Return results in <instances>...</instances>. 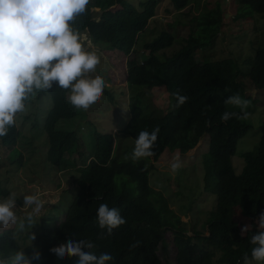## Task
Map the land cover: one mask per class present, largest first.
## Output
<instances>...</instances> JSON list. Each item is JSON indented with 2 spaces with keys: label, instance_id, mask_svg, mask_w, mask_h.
<instances>
[{
  "label": "trees",
  "instance_id": "obj_1",
  "mask_svg": "<svg viewBox=\"0 0 264 264\" xmlns=\"http://www.w3.org/2000/svg\"><path fill=\"white\" fill-rule=\"evenodd\" d=\"M166 1L172 13H182L201 0ZM235 3L236 20L255 14L264 19V0H235ZM159 4L160 0H145L136 7L131 0H90L85 13L70 22L81 36L86 34L94 47L99 45V50L112 55V67L107 73L126 81L129 104L121 117L103 110V99L109 108L117 102L111 91L112 79L101 67L98 72L106 87L101 100L88 111L72 106L67 99L70 91L55 85L51 90H34L30 94L25 110L18 113L21 127L15 117L16 123L8 135L0 137V146L10 150L11 163L20 168L23 156L18 143L26 140L28 134L30 137L39 134L38 138L46 135L42 152L45 163L57 179H66L62 192L66 200L61 195L59 203L50 208L62 205L58 225L46 228L41 224L29 247L25 245L31 241L32 231L16 236L13 230H0V259L19 250L30 256L33 248H37L42 258L33 264H76V258L61 260L49 250L70 239H85L96 245L89 250L93 254L108 253L113 257L109 264H243L245 255L257 263L251 259L255 245L250 240L259 230L256 218L264 213V122L259 127L258 145L241 155L244 165L237 174L233 158L238 143L253 125L248 118L233 117L224 122L221 115L226 111L243 115L239 107L225 103L236 94L249 101L245 111L252 114L258 99L251 96L250 90L264 92V47L258 46L253 56L249 55L243 62L208 55L223 26L224 12L217 4L215 9L205 10L195 19L196 31L183 39V45L176 52L168 54L177 38L173 32L166 31L139 48L140 36L157 15ZM115 58L129 67L122 78L119 72L114 73ZM155 89L163 90L168 96L167 111L149 109L145 91ZM176 93L187 96L188 101L177 106ZM45 114L46 118L41 121L40 117ZM105 118L116 122L112 131L104 128ZM117 122L124 124L120 127ZM27 126L32 129L25 131ZM157 127L155 155L134 161L132 155L138 134L151 133ZM203 140L208 145L207 151L199 155L201 191L182 184L183 170L176 184L168 176L167 180L163 179L162 173V182L158 181L161 177L156 173V164L163 156L167 153L185 156ZM153 182L157 186L170 182L175 188L173 195L185 200V204L188 200L187 204L195 205L196 195L203 198L212 195L214 206L207 210L206 220L189 232V223L170 208L166 190L162 185L157 190ZM10 196L9 189L0 186V202ZM101 203L117 208L126 220L113 229L111 236L97 221ZM48 210L41 217L42 223L48 218ZM189 210L192 212V206ZM246 224L249 230L241 236ZM19 241L25 242L24 247ZM136 241L140 242L139 246L130 249Z\"/></svg>",
  "mask_w": 264,
  "mask_h": 264
},
{
  "label": "clouds",
  "instance_id": "obj_2",
  "mask_svg": "<svg viewBox=\"0 0 264 264\" xmlns=\"http://www.w3.org/2000/svg\"><path fill=\"white\" fill-rule=\"evenodd\" d=\"M89 3L90 0H0V137L8 135L9 129L16 123L15 117L19 121L20 112L25 110V101L34 90L48 91L54 85L69 90L67 99L70 104L84 111L101 100L106 82L103 77L94 75L101 62L100 57L85 47L83 41L87 38L86 34L81 36L70 25V22L85 13ZM86 41L91 46L88 38ZM175 96L177 106L188 101L187 96L179 93ZM225 103L239 107L243 115L226 111L221 115L222 121L227 122L233 117L248 118L249 113L245 109L249 101L242 99L239 94L228 97ZM46 116L42 115L41 121ZM208 123L210 126L211 122ZM18 124L20 126L21 122ZM158 133L159 127L151 133L141 131L138 134L132 155L134 161L155 155L153 149ZM38 135L33 138L45 142L46 135L39 138ZM170 167L173 173L182 167L179 157H174ZM18 204L14 197L0 202V230H12L10 227L13 225L20 231L24 230L25 222L19 220L17 215ZM44 205L36 194L23 196V208H31L25 219L28 226H32L29 231H32L30 239L33 242L37 229L43 224L33 223L38 222L33 219L41 214ZM96 216L99 227L106 228L108 236L112 235L113 229L126 223L119 210L109 208L106 203L99 205ZM255 222L259 230L251 236L250 243L255 245L251 249V259L261 264L264 262V213ZM248 230L249 225H245L241 229V236ZM139 244L136 241L130 245V249ZM95 247L91 240L70 239L49 251L61 260L76 258V264H109L113 260L108 253L97 256L89 251ZM41 258L37 248H33L30 256L19 250L14 255L0 259V264H33ZM243 264H251L247 255L243 257Z\"/></svg>",
  "mask_w": 264,
  "mask_h": 264
},
{
  "label": "rangeland",
  "instance_id": "obj_3",
  "mask_svg": "<svg viewBox=\"0 0 264 264\" xmlns=\"http://www.w3.org/2000/svg\"><path fill=\"white\" fill-rule=\"evenodd\" d=\"M141 1L145 0H131L132 4L136 7H138ZM217 4L221 5L224 12L223 26L221 28V34L218 35L211 46L210 51L207 52L208 55L213 56L214 59L232 57L236 58L240 62H243L249 55L253 56L254 49L258 46L262 45L264 47V19L260 15L255 14L249 18L236 20L235 18L238 6L235 3V0H201L198 3H194L189 6L182 13H172V7L169 2L166 0H160L157 15L151 21L148 29L140 36L141 44L138 47L140 48L144 43L151 42L155 37L166 31L173 32L177 38V42L173 48L168 50V54L170 55L176 52L179 50L181 43L183 45V39H186L190 33L196 31L197 25L195 19L199 17L201 12L215 9ZM167 10H170V12H167ZM172 24H175V26L170 28V25ZM83 37L86 38L85 35ZM86 39L83 42L85 43L87 50L95 51L101 61L97 66V70L94 75L101 76L98 72V67H101L103 68L102 70H104L105 73L112 79L110 83L111 91L113 92L112 94H114L117 103L111 104V108H109V103L103 99V110L106 111L108 109V113L110 115H113L114 113L115 116L121 117L122 111L127 110L129 104V90L126 81L123 82L124 80H118L117 76L116 78H113L112 76L114 75L107 73V69L112 67V55L109 52L99 50V45L94 47L91 43V46H88V41H86ZM121 62V59L118 60L115 58L114 60V64H116L114 67V73H116V71L119 72L120 78L125 76L129 68L128 65L126 67L123 66V63ZM122 71L124 73L123 75L121 74ZM121 91L123 92L120 94ZM145 92L149 99V109H152L155 112H163L169 109V98L163 90L155 89ZM249 93L253 98L258 99V102L252 107V114H249L248 116V121L252 123L253 129L250 130L247 136L238 143L237 154L233 158V164L237 174L242 172L244 165L241 155L252 151L258 145L261 138L259 127L264 122V92L251 89ZM45 105L46 104H43L41 106ZM101 117H103V115ZM102 122L107 131H112L114 124L116 123L113 122V118H105ZM122 122H124V118L122 119ZM117 123L120 124V127L124 124L120 122ZM30 129H32V127L27 126L25 131ZM207 145V141L203 140L195 149L185 156L167 153V156H163V158L157 162V170L155 167L156 173H159L161 177L158 181L162 182V173L164 174L163 179L167 180L168 176L171 183L176 184L178 181V175L182 174L181 170H183L182 177L184 182L182 181V184L187 187H194L201 191L202 185L200 183V178L202 175V169L199 171V155H201V151L204 153L207 151ZM17 147L22 152L23 156V163L20 168H17L15 163H11V158L8 154L10 150L0 146V186L5 189H9L11 194L10 197H14L16 202L17 200L21 201L20 204L16 205V209L19 220H24V222L26 221L25 217L29 212H31V208H23V196L32 194L38 195L47 208L44 206L41 214L39 216H35L33 219V221L38 222L33 223H42L40 216H42L49 209L46 213L48 214V218L44 220L43 224L46 228H53L61 219L60 210L62 205L54 209L50 208L60 201L62 192H64L63 190L66 188V179L63 177L61 178L62 180L57 179L56 175L52 173L53 171H51L45 163V154L43 155L42 153L45 148V143L42 140L30 137L28 134L27 139L20 141ZM174 157H179V160L182 163V167L175 173L172 172L170 167ZM153 184L156 186L155 188L157 190L161 188V185L162 189L164 191L166 190L165 192L171 200L170 208L175 210L184 222L189 223L187 227L189 232L196 227V224L199 225L206 220L208 216L207 210L209 208H213L214 206L215 198L212 195V197L210 196L208 198L196 195V199H194V201H196L195 205H190V203L187 204L188 200H186L185 204L183 203L185 200H180L178 197L173 195L175 188L170 185V182H164L160 186H157L155 182H153ZM59 185L60 187H58ZM176 186L178 187V185ZM169 187L170 190H167ZM62 196L63 200H66V197H64V195ZM202 199L204 200L201 201ZM63 200L62 202H64ZM64 204L67 205L68 202H65ZM184 205L185 207L183 208ZM190 206H192V212L189 210ZM31 227L32 226H28L26 222L23 231L18 230L15 225L11 226L10 229L14 230V235L24 236ZM21 243L22 242H20V244ZM32 243L33 241L31 242L28 240L26 244L27 246L25 245V242L21 245H23V247L24 245L25 247H29ZM261 263L264 264V262ZM251 264L257 263L251 262Z\"/></svg>",
  "mask_w": 264,
  "mask_h": 264
}]
</instances>
